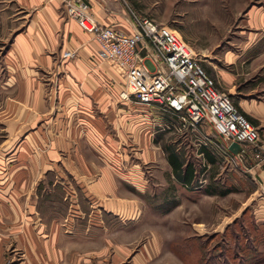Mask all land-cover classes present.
Listing matches in <instances>:
<instances>
[{"label":"crops","instance_id":"crops-1","mask_svg":"<svg viewBox=\"0 0 264 264\" xmlns=\"http://www.w3.org/2000/svg\"><path fill=\"white\" fill-rule=\"evenodd\" d=\"M9 1L18 12L24 13L4 57L16 90L12 98L18 103L16 117L34 120L43 115L45 120L50 119L49 127L45 124L43 128L50 135V144L42 158L37 154L38 158L34 155L29 159L22 153L15 168L33 164L29 173L0 176V182L5 184L0 188V264L9 258L16 259L19 252L25 255L21 264H72L73 254L76 264L80 251L68 249L69 235L78 239L75 243H83L79 231L103 227V219H97L101 213L109 215L116 208L131 205V184L126 196L117 198V181L127 178L111 168L129 166L128 178L140 182L143 178L146 185L145 170L133 169L130 158L140 159L144 168H148V163L154 166L161 163L189 198L192 188L189 184L202 181L198 178V165L207 162L208 170L218 166L220 160L213 153L212 142L225 140L208 122L195 131L182 126L177 115L123 99L120 93L124 80L104 58L93 34L64 14V0ZM89 3L92 14L100 22L127 33L135 31L134 20L122 0H89ZM14 20L20 22L19 16ZM67 50L75 55L63 59ZM220 84L223 88V83ZM45 88L50 91L46 98ZM252 115L260 119L264 107L258 106L257 110L253 107ZM260 132L264 140V131L260 129ZM31 150L37 149L33 145L23 149ZM171 156L180 164L181 173L171 163ZM245 162L252 167L249 176L256 186L246 201H242L240 211L249 206V200L254 204L259 199L256 195L264 190V159L257 163L250 145H246ZM190 164L195 167L194 175L187 181L183 179L184 169ZM39 169L44 173H37ZM222 173L205 177L204 184L222 182L219 179L227 177ZM203 194L217 196L211 191ZM176 197L181 202L186 200ZM85 210H90L89 220H96L83 228ZM252 212L253 219L263 225L264 204L259 202L257 208L254 204ZM104 226L108 232L109 224ZM69 227L73 233L67 232ZM104 242L108 246L112 243L109 238Z\"/></svg>","mask_w":264,"mask_h":264},{"label":"rangeland","instance_id":"rangeland-1","mask_svg":"<svg viewBox=\"0 0 264 264\" xmlns=\"http://www.w3.org/2000/svg\"><path fill=\"white\" fill-rule=\"evenodd\" d=\"M122 1L132 20L135 16L148 17L178 31L203 56L208 72L223 83L226 92L233 94L234 103L245 114L254 118L256 125L264 131V115L262 119L252 115L253 107L256 110L258 106L264 107V0ZM23 14L9 0H0V176L29 173L33 164H23L20 169L15 168L20 164L22 153L29 159L37 154L42 158L50 144V135L45 134L43 129L45 124L49 127L50 119L45 120L43 115L34 120L16 117L18 103L12 99L16 90L4 63L5 50L15 32L14 28L22 23ZM18 16L20 22L12 21ZM258 56L260 59H255ZM39 76L44 78L41 73ZM33 91L36 92L35 88ZM49 94L50 91L47 92L45 88L43 97L46 98ZM115 136L119 139L118 135ZM223 143L212 142L213 153L220 160L218 166L208 170L207 162H202L199 166L196 161L198 178L202 181L190 184L192 188L189 198L185 197L183 186L171 179L161 163L158 166L148 163V168H144L139 162L140 159L130 158L133 169L145 170L146 185H143V178L142 182L128 178L126 171L129 166L111 168L127 178V181H117V198L126 196L131 184V205L116 208L109 215L101 213L102 216L97 219H103L102 225L108 223L109 231L104 229V225L97 227V230H81L79 235L84 240L83 243H75L74 240L78 239H71L72 227L67 229L70 234L68 249L76 248L80 251L76 255V264H189L183 256H190V264H195L200 263L206 255L213 257L218 254L220 251L215 249L221 250L219 243L224 244L221 251L224 258L228 257L230 252L227 248L235 249L239 243L240 237L237 235L251 232L250 225L254 216L252 210L254 204L256 208L259 202L264 204V190L256 195L259 199L254 204L249 200L248 207L238 210L256 183L247 177L252 173L242 165H226L218 146ZM32 145L37 150L23 151ZM99 156L103 157L101 153ZM159 161L158 158L157 162ZM39 170L37 173H44ZM220 171L227 174L226 178L219 179L222 182L204 184L205 177ZM4 185L0 182V188ZM78 185L82 188L81 184ZM225 185L232 191L222 194L220 191ZM209 191L217 196H203V193ZM176 196L186 200L181 202ZM177 202L180 203L178 206ZM101 206L100 203L99 207ZM246 209L248 212L243 218ZM89 213L90 210H85L82 215L83 228L96 220H89ZM234 214L237 217L232 219ZM236 219L239 223L234 224ZM106 238L112 241L109 246L104 242ZM24 258L25 255L19 252L13 262L21 264ZM70 261L75 264L74 254Z\"/></svg>","mask_w":264,"mask_h":264},{"label":"built area","instance_id":"built-area-1","mask_svg":"<svg viewBox=\"0 0 264 264\" xmlns=\"http://www.w3.org/2000/svg\"><path fill=\"white\" fill-rule=\"evenodd\" d=\"M63 12L93 34L104 58L124 80L123 99L177 115L182 126L195 131L203 122L210 123L225 140L218 146L228 165L240 164L252 172L245 164L246 145L252 146L257 163L263 161L259 127L234 103L206 69L203 56L178 31L152 18L135 16V31L127 33L97 20L89 0H64ZM74 55L67 50L62 57ZM235 141L242 146L237 153L229 149ZM13 261L7 259L5 264H16Z\"/></svg>","mask_w":264,"mask_h":264},{"label":"trees","instance_id":"trees-1","mask_svg":"<svg viewBox=\"0 0 264 264\" xmlns=\"http://www.w3.org/2000/svg\"><path fill=\"white\" fill-rule=\"evenodd\" d=\"M247 117L253 123L256 124V120H254L248 115ZM208 156L210 157V159H213L211 155L208 154ZM170 160L174 168L177 170L179 169L178 172L180 171L182 172V169L179 168L180 164L178 163L177 159L171 156ZM194 168L191 164L187 166L184 169L183 179L190 181L194 175V172H193ZM226 186L227 185H225V188H221L222 190L220 191V193L227 194L230 191H232V189H229ZM220 187H224V186H220ZM247 212H248V209L244 211L243 218L246 216ZM237 223L239 222L236 219L234 224H237ZM250 228H251V232L246 233L244 235H240V234L237 235L240 238H239V243L236 244L235 249L230 250L227 247H224V248H227V250L230 252L228 257L224 258L223 252H221L223 250L222 246H224V244L219 243L218 247L221 250L215 249L217 251H220L218 254L214 255L213 257L206 255L204 258H202V261L200 263H197V262L195 263V261H193V263L195 264H263L264 263V224L260 225L253 219V222L251 221ZM225 241L226 240H224V242ZM183 257L185 258L184 260L186 261V263H189V264L191 263L190 256H183Z\"/></svg>","mask_w":264,"mask_h":264},{"label":"water","instance_id":"water-1","mask_svg":"<svg viewBox=\"0 0 264 264\" xmlns=\"http://www.w3.org/2000/svg\"><path fill=\"white\" fill-rule=\"evenodd\" d=\"M229 149L234 152V153H237L239 152L241 149H242V146L239 142H232L230 145H229Z\"/></svg>","mask_w":264,"mask_h":264}]
</instances>
